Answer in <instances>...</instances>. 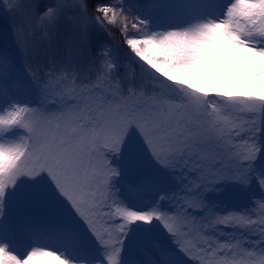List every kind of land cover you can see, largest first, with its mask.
<instances>
[{
	"label": "snow or ice",
	"instance_id": "obj_1",
	"mask_svg": "<svg viewBox=\"0 0 264 264\" xmlns=\"http://www.w3.org/2000/svg\"><path fill=\"white\" fill-rule=\"evenodd\" d=\"M39 8L0 54V264H264V0Z\"/></svg>",
	"mask_w": 264,
	"mask_h": 264
},
{
	"label": "rangeland",
	"instance_id": "obj_2",
	"mask_svg": "<svg viewBox=\"0 0 264 264\" xmlns=\"http://www.w3.org/2000/svg\"><path fill=\"white\" fill-rule=\"evenodd\" d=\"M132 3L142 4L145 3L146 0H130ZM12 3V0H0V54H7L15 56L17 53V37L13 32V25L20 24L21 20L18 15L15 13L9 12V7ZM34 3L36 5H39L40 8L38 10H42L43 7H47L50 4L54 3V0H34ZM119 31L113 32L112 36L110 37L106 32H97L94 34V42L95 43H104L111 45L115 49H120L122 47V40L117 43V45H113V37H116L117 33ZM36 37L39 38L40 42L46 43V37H44L39 31L36 33ZM95 69H92L91 72H89L87 66L84 68H81L79 70V75L81 77L92 75L94 76ZM131 74V68H129V73ZM32 106H35L33 104ZM50 111H54V108H50ZM245 119H248L249 117L245 116ZM222 203H226L229 210H237L240 208V206L244 203V201L238 199L234 194L227 193L225 195H222L220 197ZM198 209H189L190 215H196L198 213ZM253 211L258 212L259 209H253ZM225 231H230L229 229H224ZM25 240L21 236L19 237V245H25ZM27 250H30V247L27 248ZM50 250L56 251L55 248H52ZM59 254V252H58ZM98 257L102 256V253H97ZM186 260H192L193 264H197L194 258L185 256ZM106 259V257H105ZM125 260H127V254H125Z\"/></svg>",
	"mask_w": 264,
	"mask_h": 264
},
{
	"label": "trees",
	"instance_id": "obj_3",
	"mask_svg": "<svg viewBox=\"0 0 264 264\" xmlns=\"http://www.w3.org/2000/svg\"><path fill=\"white\" fill-rule=\"evenodd\" d=\"M112 35H109V36L111 37ZM120 41H121V36H120V33L118 32L116 37H113V45H117V43H119Z\"/></svg>",
	"mask_w": 264,
	"mask_h": 264
}]
</instances>
